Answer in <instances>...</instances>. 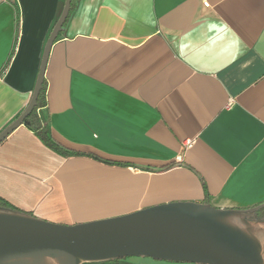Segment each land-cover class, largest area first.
Wrapping results in <instances>:
<instances>
[{
  "label": "crops",
  "instance_id": "crops-1",
  "mask_svg": "<svg viewBox=\"0 0 264 264\" xmlns=\"http://www.w3.org/2000/svg\"><path fill=\"white\" fill-rule=\"evenodd\" d=\"M64 3L0 0V133L32 98ZM45 80L52 136L85 155L18 126L0 143L14 208L78 224L176 201L264 203V0H72Z\"/></svg>",
  "mask_w": 264,
  "mask_h": 264
},
{
  "label": "water",
  "instance_id": "water-1",
  "mask_svg": "<svg viewBox=\"0 0 264 264\" xmlns=\"http://www.w3.org/2000/svg\"><path fill=\"white\" fill-rule=\"evenodd\" d=\"M64 7L46 42L40 73L26 109L0 133V143L37 104L52 45L69 16ZM249 209L176 201L78 224L54 223L0 205V264H84L127 257L195 264H264V218Z\"/></svg>",
  "mask_w": 264,
  "mask_h": 264
},
{
  "label": "trees",
  "instance_id": "trees-1",
  "mask_svg": "<svg viewBox=\"0 0 264 264\" xmlns=\"http://www.w3.org/2000/svg\"><path fill=\"white\" fill-rule=\"evenodd\" d=\"M46 80L44 79L43 85L37 100V104L31 114L25 119L24 123L34 132H36L39 137L43 140V142L50 147L51 149L65 155V156H77V155H85L80 151H76L74 149L68 148L67 146L61 144L57 141L51 134L50 128L47 123V119L43 113V109L46 106ZM97 160L111 163V164H118V165H128L127 163L115 162L111 160H106L96 155L87 154ZM0 205L13 207L9 203L0 199ZM14 208V207H13ZM129 257L124 259H117L112 261L106 262H94V263H84V264H132L128 261Z\"/></svg>",
  "mask_w": 264,
  "mask_h": 264
},
{
  "label": "rangeland",
  "instance_id": "rangeland-1",
  "mask_svg": "<svg viewBox=\"0 0 264 264\" xmlns=\"http://www.w3.org/2000/svg\"><path fill=\"white\" fill-rule=\"evenodd\" d=\"M263 210V209H261ZM259 210L258 213L261 211ZM258 214L257 212H255ZM131 258V257H129ZM136 264H195V263H186V262H170V261H155L150 257H142V258H131Z\"/></svg>",
  "mask_w": 264,
  "mask_h": 264
},
{
  "label": "built area",
  "instance_id": "built-area-1",
  "mask_svg": "<svg viewBox=\"0 0 264 264\" xmlns=\"http://www.w3.org/2000/svg\"><path fill=\"white\" fill-rule=\"evenodd\" d=\"M204 5L206 6V7H209V3L208 2H204ZM192 143H193V140L192 139H189V140H187L186 141V147H190L191 145H192Z\"/></svg>",
  "mask_w": 264,
  "mask_h": 264
},
{
  "label": "flooded vegetation",
  "instance_id": "flooded-vegetation-1",
  "mask_svg": "<svg viewBox=\"0 0 264 264\" xmlns=\"http://www.w3.org/2000/svg\"><path fill=\"white\" fill-rule=\"evenodd\" d=\"M257 213H258V212H257ZM259 214H260V213H258V214L255 213L254 216L257 217V218H264V215H259Z\"/></svg>",
  "mask_w": 264,
  "mask_h": 264
}]
</instances>
